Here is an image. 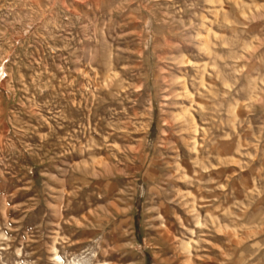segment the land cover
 Listing matches in <instances>:
<instances>
[{"label":"rangeland","instance_id":"374dc122","mask_svg":"<svg viewBox=\"0 0 264 264\" xmlns=\"http://www.w3.org/2000/svg\"><path fill=\"white\" fill-rule=\"evenodd\" d=\"M0 264H264V0H0Z\"/></svg>","mask_w":264,"mask_h":264},{"label":"bare ground","instance_id":"6f19581e","mask_svg":"<svg viewBox=\"0 0 264 264\" xmlns=\"http://www.w3.org/2000/svg\"><path fill=\"white\" fill-rule=\"evenodd\" d=\"M186 112V111H185ZM57 262L60 260L59 257H56Z\"/></svg>","mask_w":264,"mask_h":264}]
</instances>
